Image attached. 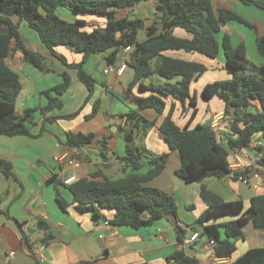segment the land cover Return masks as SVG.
Returning a JSON list of instances; mask_svg holds the SVG:
<instances>
[{"label": "trees", "instance_id": "1", "mask_svg": "<svg viewBox=\"0 0 264 264\" xmlns=\"http://www.w3.org/2000/svg\"><path fill=\"white\" fill-rule=\"evenodd\" d=\"M149 0H0V136H31L30 126L35 121V113L46 116L55 109H63L62 97L70 89L72 80L67 71L62 72L61 84L43 92L48 103L39 110L28 109L22 115L17 114L16 103L22 85L18 75L9 71L7 61L16 51H21L25 62L40 71H48L44 58L29 51L20 35V22H26L34 31L47 51L57 58L66 69L77 71L79 81L85 85L89 94L83 107L76 113L59 118L45 119V122L74 120L80 116L84 107L93 98L96 82L93 76L84 70L87 61L96 55L105 56L109 66H115L118 57L131 48L129 66L134 70V78L128 91L138 88L140 93H148L139 98L141 112L152 110L163 115L167 100L173 101L168 114L159 127L165 142L172 152H178L181 167L177 175L186 183H202L208 178L223 179L231 173L235 178L247 175L244 172L230 170L231 151L249 148L256 135L264 137V64L251 65L247 59L244 44L233 48L229 35H225L220 45L216 36L222 31L221 23H244L254 26L237 14L226 9L215 10L212 0H157V16L145 30L147 39L140 43L138 34L144 30V21L140 19L118 18L117 11L135 7ZM246 6H254L264 11V0H239ZM68 9L77 15H98L105 19L103 27L88 30L84 20L67 22L58 15L59 10ZM14 18L19 22L15 23ZM181 29L190 35L189 39L174 35ZM67 47L83 56L79 64H68L64 56L56 52L57 47ZM258 53L264 58V36L257 38ZM192 51L211 60H216L221 50L226 59V69L230 80L207 84L201 97L210 102L214 98L225 104V112H232L230 123L232 136L228 143L220 138L218 129L210 124L197 125L190 129V123L196 117L197 98L191 93V85L202 73L199 64L186 62L165 56L169 51ZM120 61V60H119ZM156 63L154 64L153 62ZM157 77L161 82L150 81ZM146 81L148 84H145ZM175 102L195 108L186 127L180 128L174 121ZM260 105L253 111L254 104ZM100 110V101L93 104L91 114L85 119H93ZM136 110L121 116L125 122L120 127L126 142V154L119 159L131 169V174L119 181H111L98 173L90 178L80 179L71 186L64 185L52 177L47 183L58 189L56 202L66 211L68 203L59 192L65 187L72 195L76 212L90 214L95 222L105 220L103 211H112L114 216L108 220L115 228L128 227L138 230L150 227L166 215L177 220L175 198L168 193L150 187L148 184L165 169L168 154L150 158L149 171L142 175L145 150L135 146L136 133H145L155 126ZM100 142V156L108 157L107 142ZM95 135L66 133V146L81 149L91 146ZM257 165L264 171V146L257 148ZM1 174L17 180L11 163L0 159ZM201 199L208 204L206 211L199 217L197 224L204 228L205 234L213 241L215 255L218 258L231 259L237 251L236 241H245L244 229L253 224L264 229V195L252 198L250 207L245 210L242 201L225 202L218 195L201 189ZM236 217L234 221L216 223L222 217ZM39 227L49 230L45 221H39ZM52 236L44 240L47 243ZM182 242V237H179ZM148 264V263H142ZM166 264H200L194 257H189L183 250L168 257ZM231 264H264V247L251 249Z\"/></svg>", "mask_w": 264, "mask_h": 264}, {"label": "crops", "instance_id": "2", "mask_svg": "<svg viewBox=\"0 0 264 264\" xmlns=\"http://www.w3.org/2000/svg\"><path fill=\"white\" fill-rule=\"evenodd\" d=\"M156 4L157 0H149L135 7L117 11L118 18L144 21V30L138 34L140 43L147 39L145 30L157 16ZM212 4L215 10L226 9L242 19L247 12L251 13L256 21L255 26L253 25L254 30L259 32V36H264V11L254 6H246L239 0H212ZM58 15L67 22L84 20L88 23V30L101 28L105 24V19L98 15H77L64 8L59 10ZM13 21L19 22L17 18ZM19 27L25 28L23 22H20ZM24 30L25 37L22 32L20 35L25 47L50 61L56 67L54 70L61 71L57 77L49 78L44 71L25 62L21 51L13 53L7 65L10 72L18 75L22 85L16 103L17 114L22 115L28 109L39 110L45 107L48 100L43 92L61 84L62 78H58L61 77L59 75L61 72L69 73L72 84L62 97L63 109L52 110L46 116L41 115L39 111L35 113V123L30 126L31 136L12 138L0 136V159L11 163L17 178V180L6 178L0 170V264H166L168 257L181 250L189 257L196 258L200 264H220L226 260L233 263L247 251L264 247V229H258L250 223L244 229L245 241H236L237 251L233 257L218 258L214 251L215 244H211L204 228L197 224L199 217L208 208V204L201 199L202 187L218 195L225 202L242 201L245 210L250 207L253 197L264 195V171L257 165V149L250 152V158L243 160L248 184L235 178L233 173L223 179L208 178L202 183H186L177 175L181 167L179 153L170 150L159 131L173 101L167 100V108L163 115H158L152 110L141 112L139 98L147 97L148 93H140L138 88L132 92L128 91V86L134 78V70L128 65L122 74L115 71L105 73L109 65L102 55L91 57L84 66L86 68L92 64L102 67L103 73L96 69L94 74H91L96 82L95 92L80 116L70 121L45 122L47 118H59L78 112L85 104L89 92L79 81L76 70L66 69L57 58L51 56L37 34L29 27L28 30L26 28ZM220 33L221 43L224 36L229 35L233 48L244 44L247 59L250 43L252 48L256 49L259 58L257 66L264 64V58L258 53L256 42L253 40L254 36L248 34L247 29L236 22H229L222 27ZM174 35L183 39L190 38V35L181 29H176ZM56 52L64 56L68 64H79L83 60L81 54L67 47H57ZM164 55L203 67L202 73L191 85V93L197 98V111L189 127L193 129L197 125L211 124L215 117L225 112V104L218 98L206 102L202 99L201 92L209 83L231 79L226 69L224 54L223 56L220 54L216 60L185 50L169 51ZM120 62L121 56L118 57L116 65ZM150 81L161 82L157 77ZM150 81H146L145 84ZM96 100L100 101L99 113L87 121L85 116L91 114ZM175 104L173 119L180 128H184L195 108L184 106L180 102ZM254 106L253 111L260 108L257 103ZM133 110L141 112L146 120L155 123V126L141 138L140 148L145 150L143 159L145 164L139 173L144 175L149 171L150 158L162 154L169 155L163 172L148 185L175 198L177 220L172 215H166L154 225L138 230L128 227H106L103 220L95 222L90 214L76 212L71 193L67 188L59 187L60 194L68 203V209L63 211L56 202L58 189L54 184L47 183L52 177L61 182L72 177L78 181L100 173L111 181H119L131 174V169L119 157L126 154V142L123 133L120 132V127H123L125 122L121 116ZM231 121H221L218 128V134L225 143H228L229 139L236 140L230 130ZM68 132L92 133L95 135L94 143L97 146H93V143L81 149L69 148L65 144ZM103 138H109L106 159L101 158L99 150ZM263 139L262 134H258L254 137L253 143L262 144ZM94 149L98 151L95 152ZM233 162L235 156L234 151H231L229 164ZM244 169L230 168L232 172H241ZM103 215L105 220H110L114 213L103 211ZM235 219L233 216L222 217L216 223H226ZM39 221H45L50 227L49 230L40 228ZM49 235L52 239L45 243L44 240ZM101 235L109 242L105 244L99 241ZM195 235L197 238L193 240ZM179 237H182V242L179 241Z\"/></svg>", "mask_w": 264, "mask_h": 264}, {"label": "built area", "instance_id": "3", "mask_svg": "<svg viewBox=\"0 0 264 264\" xmlns=\"http://www.w3.org/2000/svg\"><path fill=\"white\" fill-rule=\"evenodd\" d=\"M131 51H132L131 48H127L121 55V62L118 65L109 66L108 70H106L105 73H108L110 71H115L118 74H122L126 70L127 66L129 65V63L131 61V58L129 55L131 53ZM232 118H233L232 112H229V113L224 112V113L220 114L219 116L215 117L212 120L210 125H211L212 129L216 130L219 128L221 121L232 120ZM260 145L264 146L263 144L256 145V144L252 143L249 148H243L239 151H234L235 162H233L229 165L230 168L244 169L245 165L243 163V160L250 158V152L252 150H256ZM242 171L244 172L245 169ZM239 180L245 184H248V179L246 176L239 178ZM75 182H77V179L75 177H72V178H68V179L64 180L63 183L66 186H71ZM103 224L106 227L112 226L108 220H103ZM196 238H197V235H195L193 237V240H195ZM99 241H101L105 244L107 242H109V240H107L104 235L99 236ZM211 244L214 245V242L211 241ZM220 264H231V263L228 260H226Z\"/></svg>", "mask_w": 264, "mask_h": 264}, {"label": "rangeland", "instance_id": "4", "mask_svg": "<svg viewBox=\"0 0 264 264\" xmlns=\"http://www.w3.org/2000/svg\"><path fill=\"white\" fill-rule=\"evenodd\" d=\"M126 12V11H125ZM246 16H245V18H244V20L246 21V22H248L249 24H251L252 26L254 25L255 26V24H256V21L254 20V16L251 14V13H246L245 14ZM236 23H238V22H236ZM239 24V26H241V27H243V28H245V29H247L248 30V34H250V35H253L254 36V42H257V38L259 37V32L257 31H255L254 29H252V28H250L249 26H247L246 24H244V23H238ZM23 26H25V28L28 30V27H27V25H26V23L25 22H23ZM25 28H21L20 27V32H22V35L25 37V35H26V33H25ZM217 39L219 40L218 42L220 43V45H221V39H222V33H220V34H218L217 35ZM223 51L221 50V56H223V53H222ZM248 60L250 61V63H251V65L252 64H254L255 66H257L258 64H259V58H258V56L256 55V49H253L252 48V46L250 45V43H249V47H248ZM91 63H92V61H90ZM44 65H45V68L46 69H48V71L46 70V71H44L45 73H46V75H49V78H55V76L57 77L58 75V73L61 71H59L58 69L57 70H54V69H56V67L49 61H47L45 58H44ZM96 69H98V71L102 74L103 72V68L102 67H97V66H95V65H92V64H90V67L87 65L86 66V68H84V70L87 72V73H90V74H94V72H95V70ZM64 72V71H63ZM61 74H62V72L59 74L60 76H61ZM51 76V77H50ZM59 79H61V77H58ZM135 145H137V146H139L140 147V142H141V138L143 137V135H142V133H136V135H135ZM93 146H97L96 145V143H94V145ZM92 146V147H93ZM100 147V146H99ZM100 149V148H99ZM95 150V152H97L98 150H96V149H94ZM240 246V245H239ZM240 248V247H239Z\"/></svg>", "mask_w": 264, "mask_h": 264}, {"label": "water", "instance_id": "5", "mask_svg": "<svg viewBox=\"0 0 264 264\" xmlns=\"http://www.w3.org/2000/svg\"><path fill=\"white\" fill-rule=\"evenodd\" d=\"M221 27H224V23H221ZM113 124H114V121H113ZM113 127V126H112ZM115 130V129H114ZM117 131V130H116ZM262 144L264 145V139L262 141Z\"/></svg>", "mask_w": 264, "mask_h": 264}]
</instances>
